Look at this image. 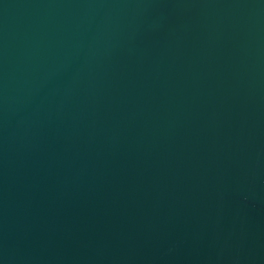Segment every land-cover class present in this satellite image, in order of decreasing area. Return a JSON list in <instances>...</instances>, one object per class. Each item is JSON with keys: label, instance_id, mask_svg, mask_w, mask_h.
<instances>
[{"label": "water", "instance_id": "obj_1", "mask_svg": "<svg viewBox=\"0 0 264 264\" xmlns=\"http://www.w3.org/2000/svg\"><path fill=\"white\" fill-rule=\"evenodd\" d=\"M0 264H264V0H0Z\"/></svg>", "mask_w": 264, "mask_h": 264}]
</instances>
